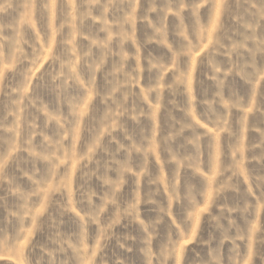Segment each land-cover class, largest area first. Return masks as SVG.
<instances>
[{"label": "rangeland", "instance_id": "374dc122", "mask_svg": "<svg viewBox=\"0 0 264 264\" xmlns=\"http://www.w3.org/2000/svg\"><path fill=\"white\" fill-rule=\"evenodd\" d=\"M0 264H264V0H0Z\"/></svg>", "mask_w": 264, "mask_h": 264}]
</instances>
